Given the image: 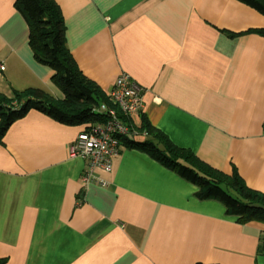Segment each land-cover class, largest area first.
<instances>
[{"label": "crops", "instance_id": "1", "mask_svg": "<svg viewBox=\"0 0 264 264\" xmlns=\"http://www.w3.org/2000/svg\"><path fill=\"white\" fill-rule=\"evenodd\" d=\"M54 1L88 79L107 96L123 73L141 87L133 125L144 116L264 194L262 12L241 0ZM15 2L0 0V93L35 87L60 98ZM87 125L30 109L0 135L4 264H264L263 225L198 198L194 183L136 148L121 144L110 170L82 182L86 160L69 148Z\"/></svg>", "mask_w": 264, "mask_h": 264}, {"label": "trees", "instance_id": "2", "mask_svg": "<svg viewBox=\"0 0 264 264\" xmlns=\"http://www.w3.org/2000/svg\"><path fill=\"white\" fill-rule=\"evenodd\" d=\"M241 1L264 14V0ZM15 5L28 25L29 45L34 58L53 70L51 81L62 96L58 98L35 87L14 89L9 97L0 93V135L14 119L30 109L70 126L102 123L108 114L96 109L104 105L114 109L120 122L129 128L140 134L146 132L144 141L135 140L130 135L120 136L121 144L148 154L194 183L198 187L195 192L198 198L219 199L226 213L238 216L240 223L257 222L264 226L263 193L249 188L235 171H220L201 161L190 150L175 146L144 116L139 126L133 125L130 116L124 115L109 95L82 73L66 45L63 17L54 0H16ZM257 31L264 34V28ZM258 250L264 255V229ZM0 264H4L2 258Z\"/></svg>", "mask_w": 264, "mask_h": 264}, {"label": "built area", "instance_id": "3", "mask_svg": "<svg viewBox=\"0 0 264 264\" xmlns=\"http://www.w3.org/2000/svg\"><path fill=\"white\" fill-rule=\"evenodd\" d=\"M2 69L3 63L0 62V71ZM108 95L124 115L131 117L141 106V87L125 73L115 79ZM100 110L107 112L106 121L81 128L69 148L70 156L86 160L81 175V181L84 183L97 179L94 175L95 169L110 170L112 159L118 154L121 146L120 136L130 135L136 138L140 135V132L120 122L114 109L102 105L100 109H96ZM142 134L145 135L146 132ZM98 182L105 184L102 179H98Z\"/></svg>", "mask_w": 264, "mask_h": 264}]
</instances>
